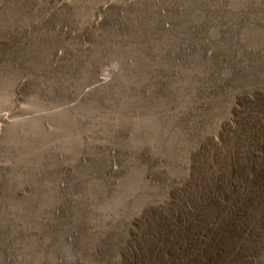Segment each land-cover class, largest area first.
<instances>
[{
	"label": "rangeland",
	"instance_id": "374dc122",
	"mask_svg": "<svg viewBox=\"0 0 264 264\" xmlns=\"http://www.w3.org/2000/svg\"><path fill=\"white\" fill-rule=\"evenodd\" d=\"M0 264H264V0H0Z\"/></svg>",
	"mask_w": 264,
	"mask_h": 264
}]
</instances>
